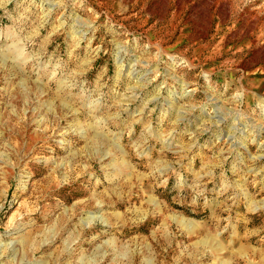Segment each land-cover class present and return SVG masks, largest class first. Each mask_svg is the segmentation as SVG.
Returning a JSON list of instances; mask_svg holds the SVG:
<instances>
[{
    "label": "rangeland",
    "instance_id": "rangeland-1",
    "mask_svg": "<svg viewBox=\"0 0 264 264\" xmlns=\"http://www.w3.org/2000/svg\"><path fill=\"white\" fill-rule=\"evenodd\" d=\"M0 264H264V0H0Z\"/></svg>",
    "mask_w": 264,
    "mask_h": 264
}]
</instances>
